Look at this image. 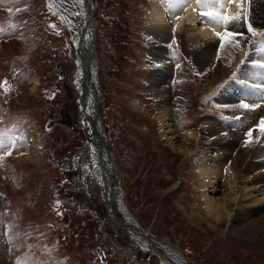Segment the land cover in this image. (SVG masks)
Instances as JSON below:
<instances>
[{
  "label": "rangeland",
  "instance_id": "obj_1",
  "mask_svg": "<svg viewBox=\"0 0 264 264\" xmlns=\"http://www.w3.org/2000/svg\"><path fill=\"white\" fill-rule=\"evenodd\" d=\"M252 1L255 11L247 14L245 9L243 28L233 33L229 24L226 31L241 42L222 35L214 61L204 67L187 40V23L174 30L167 45L173 61L170 95L179 91L188 96L183 109L167 116L178 134L174 145L161 135L154 100L143 90L151 67V0L91 3L97 24L99 114L123 199L148 235L175 245L189 264H264V247L243 230L245 222L237 223L243 213L249 219L259 217L253 210L264 213V202L257 201L264 196V8ZM60 16L77 22L80 14L67 0H0V138L7 144L0 150V264H163L154 252L146 254L107 210L86 166L79 177L63 170L67 157L80 151L87 155L89 148L82 149L77 127L82 124L66 82L74 43ZM244 68H254L251 80L243 77ZM224 90L225 102L220 101ZM137 96L143 109L132 104ZM210 119L216 126L207 123ZM191 128L196 142L179 149L176 141L183 142ZM245 150L240 169L251 163L258 167L257 184L251 187L238 175L233 210L216 219L201 196L197 159L216 160L228 178L232 160ZM218 179L214 200L228 199ZM257 186L262 189L255 191ZM250 191L256 203L241 199ZM97 247L103 249V259Z\"/></svg>",
  "mask_w": 264,
  "mask_h": 264
},
{
  "label": "bare ground",
  "instance_id": "obj_2",
  "mask_svg": "<svg viewBox=\"0 0 264 264\" xmlns=\"http://www.w3.org/2000/svg\"><path fill=\"white\" fill-rule=\"evenodd\" d=\"M254 1H256L258 4H262L258 6V8H264V0H253L252 2ZM175 3L176 0H169L168 2L166 0H151L149 15H148L149 25L147 27V31H148L147 34L149 36V49L147 53V60L150 63L151 67L149 68V71L147 73L146 84L143 87L144 92L146 94H149V96H151L152 99L154 100V110L156 112V118L160 124L159 128L161 130V135L164 136L165 141L168 142L169 145L170 143L172 144L174 137L176 138L178 137V134L175 125L172 123V121H170L169 118H167V116L171 111H175L177 113L181 109H183L185 101L188 97L187 95L179 91L175 93L174 97L170 95V86L168 85V79L173 71V61L171 57H169L168 55L167 45L168 42L171 40L172 36L174 35L173 34L174 30L176 29L179 30L184 23H187L188 26L187 40L190 43V45L194 48L196 62L199 65H201V67H204L205 63L210 64L211 62L214 61L213 58L215 57V52H216L215 43L219 41V38H221L222 35L226 34V31H228L229 24L234 25L232 31H234V29L237 30L238 28L241 30V28H243L245 24L246 13L248 12L247 14H252L253 11H255L254 5L253 4L250 5L251 0H217V2L214 4L213 3L205 4L203 2H198V0H187V3L183 6V8L175 7L174 6ZM250 6H252L251 9ZM245 9H247L246 10L247 12H245ZM208 12H214L217 14V16L210 17L208 15H205V13ZM261 12H263V10H261ZM220 16H225L229 19L226 26L223 20L218 19V17ZM167 20H170L171 24H168ZM233 33H235V31ZM233 37H239V36H236L235 34ZM233 37L231 36L230 38L233 40L234 39ZM94 38H95V47H96V35ZM233 41L234 43L239 41L241 42V39L237 38V40H233ZM253 69L250 70L249 68L246 69L244 68L242 75L246 80L252 79ZM97 84H98V77H97ZM237 84L239 83L238 82L234 83L232 84V86L235 85L236 87ZM239 89L241 91L243 88L239 87ZM97 90H98L97 98L99 102V96H100L99 84L97 85ZM227 94L228 91L224 90L221 98L219 97L220 101L223 102L227 101L228 100L227 98L225 100L222 98ZM240 96L241 97L246 96V94L244 96V91L240 93ZM132 104L133 106L138 107L140 109H143L144 106L142 99L140 97L138 98V96L132 99ZM97 107L99 114L98 103H97ZM98 121H100L101 125L104 127L103 121H101L100 114ZM207 123L215 124L216 122H214L213 119H210L207 121ZM98 134L99 132L96 133V135ZM106 139L108 142V137H106ZM183 139H184L183 142L180 141L181 143L177 142L174 139L179 149L182 148V143H187L189 145H192L193 141L194 143L196 142L197 139L196 130L191 128ZM91 142L95 143V138H92ZM91 147L88 146L89 153L87 155L83 153L84 158L81 160V156H80L79 160L81 161L80 166L87 167L88 171L86 173L90 172L92 174V170H91L92 167L90 168V165L94 164V157H93L94 151L93 148L91 149ZM247 154L248 153L246 152V150L245 153L241 151L239 153V156H237L234 160H232L231 171L230 174L228 175L229 176L228 178L227 176L222 175L219 164L218 162H216V160L211 159L210 157L208 158L204 155H200L197 159L196 170L198 172L199 184L201 186L200 188H202L201 196L208 213L212 214L216 219L221 218L225 214H229L230 210H233V204L236 203L235 202L236 194H237L236 179L238 175L241 176V178L245 180V182H249V185L251 187H255L257 184V182L255 181V177L258 167H256L251 163L250 165L244 167L245 169L242 170L240 169L241 163L244 162V159L247 157ZM263 166L264 165H262V167ZM65 167L71 169L72 165L70 162H65ZM82 170H86V168H82ZM246 170H248V172ZM259 170H263V169L260 168ZM249 174H251V176ZM261 174L264 177V174L263 173ZM219 177L223 181L221 186L223 187L224 191H226V189L228 190L227 194L229 198L221 199V201H216L214 200L212 194L214 193L213 191L216 190V183L219 181L218 179ZM250 182L252 183V185ZM240 184L243 185L244 183L242 182ZM243 186L244 187L242 189H245L247 187L246 184ZM257 187L260 188L259 186ZM261 189L262 188L256 189L255 191H260ZM252 193H253L252 191L246 192L241 197V199L243 198L250 199L251 200L250 202L256 203V200H253L252 198L253 197ZM241 201L243 202L244 200ZM246 201L249 202L248 200ZM257 201L264 202V196L261 199L258 198ZM127 209L130 212L128 207ZM109 211L112 213L111 208ZM247 211L250 213H253V211H255L257 212L256 216L259 217H253L249 219L248 218L249 216L243 213V216L241 218L240 217L237 218V223L242 224L243 222H245V227H243L244 228L243 230L247 232V234L251 237L254 243L259 244L260 247H264V241H263L264 213L259 214L258 212L259 210L252 211L250 209L249 210L247 209ZM134 218L136 219L137 224L139 225V231L136 228L129 227V225L127 227L123 223V222H127L129 224L130 221L128 219V215L126 216L125 214H123V216L121 215L118 217L119 221L127 228L129 237L136 239L139 243V246L145 248V250L147 249L155 250L154 254L157 257H159V259L163 264L188 263L187 262L188 258H186L184 254L175 245L171 244L165 239H158L154 237H152L153 238L152 239L150 235H148L147 230L142 228V226L138 222V219L135 216ZM255 240H257L258 242H256Z\"/></svg>",
  "mask_w": 264,
  "mask_h": 264
},
{
  "label": "water",
  "instance_id": "obj_3",
  "mask_svg": "<svg viewBox=\"0 0 264 264\" xmlns=\"http://www.w3.org/2000/svg\"><path fill=\"white\" fill-rule=\"evenodd\" d=\"M67 1L80 14L77 22L70 21L64 16L60 17L69 27L74 43V66L71 71L68 87L71 90L72 104L77 123L82 124L80 126L77 125L82 138H84L82 149L88 150V146L92 145L91 149L93 148L94 151L92 176L98 185L99 193L107 203V210L109 211L111 208L114 217L117 219L119 216H123V214L128 215L129 224L127 222L123 223L127 227L129 225V227L136 228L139 231V225L132 213L128 211L122 197V188L115 166L116 161L107 142L104 127L98 121L97 52L95 50L94 38L96 35V22L91 12V0ZM97 132H99L98 135H96ZM92 138H95V143L91 142ZM81 155H83L82 151L67 157L69 161L71 159L70 163L74 165L73 170L77 173L78 177L85 172V170H82V166H80L79 157ZM67 172L70 175L71 172ZM125 237L127 238V236ZM136 250L138 251V249ZM143 250L146 254L155 251L153 249L145 250V248ZM96 251L100 259H103V249L97 247Z\"/></svg>",
  "mask_w": 264,
  "mask_h": 264
},
{
  "label": "snow or ice",
  "instance_id": "obj_4",
  "mask_svg": "<svg viewBox=\"0 0 264 264\" xmlns=\"http://www.w3.org/2000/svg\"><path fill=\"white\" fill-rule=\"evenodd\" d=\"M198 2H203V3H205V4H207V3H213V4H214V3L217 2V0H198ZM186 3H187V0H176V3H175L174 6H175V7H178V8H183V6H184ZM205 15H208V16H210V17H216V16H217V14L214 13V12H208V13H205ZM218 19H219V20H223L224 23H225V26L227 25V23H228V18H227V17H225V16H220V17H218ZM225 35L231 37V36H233V33H232V32H227ZM223 39H224V37L221 36V40H223ZM221 46H223V45H221ZM260 67L264 68V64H261ZM243 107H244V108H248L249 105L245 104V105H243ZM254 107H258V105H254ZM260 123H261V125H264V120H261ZM6 146H7V144H6V142L4 141V139H3V138H0V150H2L3 148H5Z\"/></svg>",
  "mask_w": 264,
  "mask_h": 264
},
{
  "label": "crops",
  "instance_id": "obj_5",
  "mask_svg": "<svg viewBox=\"0 0 264 264\" xmlns=\"http://www.w3.org/2000/svg\"><path fill=\"white\" fill-rule=\"evenodd\" d=\"M263 172H264V170H263Z\"/></svg>",
  "mask_w": 264,
  "mask_h": 264
}]
</instances>
